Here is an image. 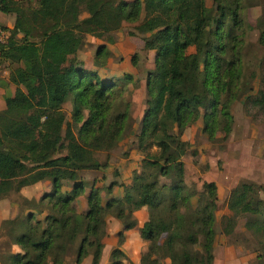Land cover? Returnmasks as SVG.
<instances>
[{
	"label": "trees",
	"instance_id": "obj_1",
	"mask_svg": "<svg viewBox=\"0 0 264 264\" xmlns=\"http://www.w3.org/2000/svg\"><path fill=\"white\" fill-rule=\"evenodd\" d=\"M243 1L212 0L214 7H209L206 0H0V12L15 15L3 51L14 64L9 81L15 89L4 98L6 111L0 114V199L40 180L52 183L37 201L24 199L34 202L38 213L43 207L48 213L43 220L30 212L12 221L8 237L21 252H8L0 264H66L72 251L74 264L88 254L91 264H98L106 217L120 220L127 230L135 226L133 212L142 206L148 208V219L140 231L146 241L140 264H163L166 258L169 264H213L217 187L213 181H203L199 190L185 183L182 158L191 151L182 135L200 117L209 139L219 129L225 136L230 132V104L246 93L244 32L238 33ZM124 23L134 24L129 35H142L144 49L154 51L134 141L143 157L121 199L102 204L101 190L93 184L87 210L79 213L74 205L84 190L79 171L104 165L94 153L108 152L122 140L131 126V102L125 99L126 87L116 88L114 80H102L67 58L82 49L87 35L111 42ZM258 43L264 45V31ZM108 56L104 44L97 46L94 64L103 66ZM123 78L132 81L130 74ZM260 82L261 89L246 100L264 107V77ZM70 97L67 121L62 105ZM71 123L77 126L76 139ZM171 168L170 182H161ZM63 178L74 181L68 193L61 190ZM256 188L261 186L241 181L230 190L226 205L231 213L221 218L222 234L232 236L245 214L255 216L253 222L244 221L245 230L264 224L263 200L250 199ZM118 237L121 243L122 231ZM125 259L117 247L109 264Z\"/></svg>",
	"mask_w": 264,
	"mask_h": 264
},
{
	"label": "rangeland",
	"instance_id": "obj_2",
	"mask_svg": "<svg viewBox=\"0 0 264 264\" xmlns=\"http://www.w3.org/2000/svg\"><path fill=\"white\" fill-rule=\"evenodd\" d=\"M206 3L207 6L214 7L212 0H206ZM9 15L11 17L10 16L5 17L0 13V21L3 23L12 22V18H15L14 17L15 15L14 14H9ZM240 17L242 20V26L241 29L238 31V33L240 37L241 33L244 32L243 42L245 44L243 46L244 48L242 51L244 75L242 82L244 85L243 87H245L244 91L246 93L243 92L244 93L243 96L242 95L238 96L230 104L229 110L231 111V115H232V123L230 124V132L227 136L224 135L222 129H219L215 135V138L213 140L209 139L208 135L202 129L203 120L201 119V117L184 131V132H189L185 141L190 143V151H191V153L185 155L182 158L185 168L184 179H185V183L189 187L199 190L201 188V184L205 178V175L215 173L218 170L219 172H221L223 170L224 167L222 161L224 160H222V158L224 156V153L228 152L229 150L238 149V152L240 153V160H241L240 163L243 166H249L251 168H254L256 172V174H254L253 176L254 177L253 180L246 179V181L253 182L261 186V189L256 188L255 192L251 193L250 199L253 200L259 199V200H263L264 202V146L261 149H259L258 147V144L260 143L262 146V141H264V107L259 105H254L252 102L246 100L247 96L254 95L257 92V90L261 89L260 80L262 79V77H264V45L258 43L260 32L264 31V0L243 1L242 7L240 9ZM133 27L134 24H128V23L122 24L121 28H125V31L123 30V33L122 32L119 33L120 31H122L120 30L121 29L120 28L118 31L113 32L111 42H107L105 40H102L100 38L98 39L96 37L94 38L93 41L92 38L90 37L86 41L85 38V44L82 47L81 52L76 54L75 57H73V59H71L72 57L69 56L67 58V62L79 59L80 54H83L82 57H84L85 59H87L88 56L89 57L92 56L91 58H93L94 60V54L96 48L97 46H99L96 43V41L97 39L101 40L99 44H104L107 47V51L109 55L107 58L113 59L114 64H120L121 66L120 75L117 78L114 77V79H112L116 83V88L119 87L127 88V85L133 83V81L130 82L123 78L125 74H129V73H127L126 70V66L128 64L121 62V58L126 59L128 54H126L125 51L121 49L120 46L124 44L126 41L125 38L123 37H125V35L127 36V33L129 34V32L134 31ZM136 35L142 38V35L140 34H136ZM117 41L118 43L116 44ZM189 51H192V49H189ZM135 54H136L135 62L132 63L131 58H130V62L132 64H135L137 67L139 55L136 52ZM13 66L14 64H11L9 61L5 59H3L1 62L0 104L4 106V109L0 110V113L6 111L4 98L12 94L15 89L14 85L11 84L9 81L10 69ZM152 70L153 67L149 70H147V68H144V71L149 72ZM113 71H117V69H113ZM253 73L257 74V77L251 79V74ZM104 74H106L107 77H102L104 76ZM112 74H118V72L108 73L106 72V70L103 69L101 71V77L103 78L102 80H108V78L112 76ZM132 85L134 88H137L139 84L133 83ZM249 87H252V89L250 92H247V88ZM129 94L130 92L128 91L127 94L125 95V99L127 101H131ZM62 108L63 111L65 112L66 120L71 121V111H72L71 97L69 100L63 103ZM202 111L203 109H201V112ZM86 114L87 111H84V115ZM69 130L76 139V135H77L76 124L71 123ZM66 134H68V131L66 130V127H63L62 135L66 136ZM259 139H262V141H259V143H255ZM127 146L129 147L130 144L127 143ZM116 149L117 148L115 147L109 150L108 152L116 151ZM152 150L155 151L156 148H153ZM251 151L252 154H249L251 153ZM63 153H65V151H62V154ZM105 153H106L105 151L95 152L94 157L98 161L99 160L102 161L105 158L104 156ZM115 154L113 155L111 154V160H114ZM139 154L142 160L143 153L139 152ZM108 159H110V156L108 157ZM229 166L230 168H233V165L229 164ZM86 171H90V170L84 169L79 171V176L81 173H84ZM171 178H172V168L170 174H168L165 177H160L159 179L163 183H169ZM89 182H91V180L87 181L88 184ZM11 192L13 193V191ZM11 192H9V194H7L4 197H7L9 201H13L17 203L18 211L16 215L18 216L17 219L20 218L19 220H21V217L25 215L24 212L26 207H34L35 205H32L34 204V202L27 203L24 201L25 198H23L18 194L13 195L11 194ZM223 216L225 215H222L218 219L219 220L218 225H220L221 218ZM242 217L240 218L239 222L242 220L253 222V218L255 219V216L251 214H245ZM163 238L164 236L161 237V240ZM9 239L10 238L8 237V235H5V232H3V229H0V261L2 262L4 256H6V254L10 252L11 249V243ZM230 241L234 243L235 246L237 244L238 245L241 244V247H243L241 254L244 255L245 253L247 260L245 263H241V264H264V224L263 223H259V222H257V224L253 223L250 229L245 230L242 227V230L240 231L235 230L232 233V236H230ZM71 253H70V258L66 261V264L73 263L74 253L72 254Z\"/></svg>",
	"mask_w": 264,
	"mask_h": 264
},
{
	"label": "crops",
	"instance_id": "obj_3",
	"mask_svg": "<svg viewBox=\"0 0 264 264\" xmlns=\"http://www.w3.org/2000/svg\"><path fill=\"white\" fill-rule=\"evenodd\" d=\"M3 16H10L9 14H5L0 12ZM11 17V16H10ZM0 24H4L13 28L14 18H12V22L3 23L0 21ZM119 33H123L125 28H121ZM92 38V41L95 37L91 35H87L86 41ZM125 43L120 47L125 51L127 55L126 59L121 58V62L128 64L126 66L127 73H129L133 78V83H138V87L134 88L133 83L127 85L125 95L127 92H130L131 98V112H130V128L126 134H124L122 140L116 146V151L106 152L104 154V160H99V163L104 164L99 167L97 170H90L80 174V180L83 181L84 190L81 195H79L75 201L74 205L76 211L79 213H83L87 210V201L86 197L89 194L91 185L94 184L95 187L100 188V198L101 203L104 204L108 198L121 199L124 193V187H128L131 185L132 173L134 171H138L141 164V156L139 154V150L135 147L134 141L136 140V135L139 132V124L144 114V110L146 108L145 100H146V90H145V78L148 74V71H144V68L147 70L153 67V58L154 51L153 50H145L143 40L137 35H125ZM101 40L96 41L98 45ZM118 41L116 42V44ZM96 47V46H95ZM128 51V52H127ZM81 50H78L75 54L71 55V59L75 57L76 54L80 53ZM135 52L138 56V65H133L130 62V58ZM123 53V52H122ZM131 53V54H130ZM124 54V53H123ZM83 54H80L79 59H76L82 63V66L87 70H97L98 76L107 77L106 74L101 77V71L104 69L106 72H118V74H112L108 78L114 79L120 75L121 66L120 64H114V60L108 58L106 63L99 67L94 64L93 58L89 57L85 59L82 57ZM128 58V60H127ZM137 62V61H136ZM113 69H117V71H113ZM131 82V81H130ZM128 89V91H127ZM13 94V93H12ZM10 94V95H12ZM5 103V102H4ZM4 105V104H3ZM4 109V106L0 104V110ZM3 113V112H2ZM1 114V113H0ZM189 132H184L182 138L185 140L188 136ZM254 137V136H253ZM252 138V137H250ZM257 138V136H256ZM249 139V138H248ZM253 140V139H252ZM262 139H259L255 143H259ZM127 143L130 146H127ZM264 146V141H262V146L259 143L258 147L261 149ZM115 148V147H114ZM118 150V151H117ZM116 152V154H115ZM119 152V153H118ZM109 154V155H108ZM111 154H115L114 160H111ZM252 154V151L251 153ZM110 156V159L108 157ZM223 162V170L219 172V170L215 173L205 175L203 181L211 182L213 181L217 187V209L215 211L216 222H215V238L213 244V254H214V262L213 264H241L246 262V255H242L243 247L241 244H237L230 241V235L222 234L220 232V225H218V219L222 215H230V210L227 208L226 200L229 195V192L232 188L238 185L241 181L253 180L254 174H256L254 168L249 166H243L240 162V153L238 149L229 150L224 153L222 158ZM229 164L233 165V168H230ZM89 184L87 181H90ZM112 184L110 193H107V188ZM74 186V181L68 179H61V190L62 192H70ZM52 190V183L48 179L37 181L33 184L25 185L21 187L18 191H13L11 194H18L25 198V200H34L37 201L41 196L46 193H49ZM9 194V193H8ZM6 196V195H5ZM221 208V209H220ZM18 211L17 203L13 201H9L7 197H2L0 199V229H3L5 235H8L10 231V227L12 225V221L16 219L18 216L16 215ZM35 212L37 218L43 220L48 210L43 207L42 212L38 213L34 207H26L25 214ZM133 217L136 220V224L134 227L124 230L122 229V222L116 219L113 216H108L106 218V235L102 240V250L98 264H109L110 263V255L111 251L114 248H119L126 259L123 261V264H140V257L142 252L146 248V241H144L140 236L141 228L145 221L148 219V208L147 206H142L139 209L133 212ZM11 222V223H10ZM244 224V220L240 221L236 230H242ZM244 228V227H243ZM122 231L123 240L119 243L118 233ZM232 243V244H231ZM10 252L18 253L21 252V249L16 244H11ZM70 258L68 256L66 261ZM92 263V255L88 254L84 259L78 264H91ZM169 259H164L163 264H169ZM74 264V263H72Z\"/></svg>",
	"mask_w": 264,
	"mask_h": 264
},
{
	"label": "built area",
	"instance_id": "obj_4",
	"mask_svg": "<svg viewBox=\"0 0 264 264\" xmlns=\"http://www.w3.org/2000/svg\"><path fill=\"white\" fill-rule=\"evenodd\" d=\"M11 27L0 24V67H1V62L4 59L3 57V51L6 50V46L11 38Z\"/></svg>",
	"mask_w": 264,
	"mask_h": 264
}]
</instances>
